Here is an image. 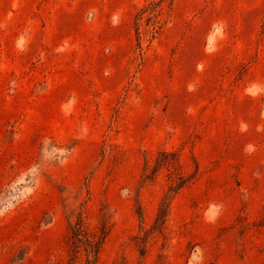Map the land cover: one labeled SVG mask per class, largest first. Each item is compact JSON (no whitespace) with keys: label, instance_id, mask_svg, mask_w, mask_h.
<instances>
[{"label":"rangeland","instance_id":"obj_1","mask_svg":"<svg viewBox=\"0 0 264 264\" xmlns=\"http://www.w3.org/2000/svg\"><path fill=\"white\" fill-rule=\"evenodd\" d=\"M0 264H264V0H0Z\"/></svg>","mask_w":264,"mask_h":264}]
</instances>
